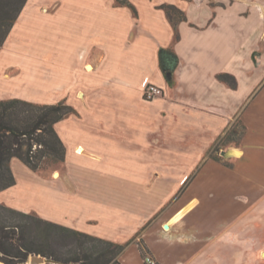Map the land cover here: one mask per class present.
<instances>
[{
  "label": "crops",
  "instance_id": "1",
  "mask_svg": "<svg viewBox=\"0 0 264 264\" xmlns=\"http://www.w3.org/2000/svg\"><path fill=\"white\" fill-rule=\"evenodd\" d=\"M128 1L137 14L115 0H28L0 49V100L76 111L55 127L66 156L50 220L124 246L119 264H145L139 242L156 264H264V127H248L250 112L264 120V18L250 23L239 3ZM165 48L179 59L171 82ZM149 84L162 90L150 102ZM237 119L230 159L212 157Z\"/></svg>",
  "mask_w": 264,
  "mask_h": 264
},
{
  "label": "trees",
  "instance_id": "2",
  "mask_svg": "<svg viewBox=\"0 0 264 264\" xmlns=\"http://www.w3.org/2000/svg\"><path fill=\"white\" fill-rule=\"evenodd\" d=\"M27 1L0 0V49ZM115 1L137 14L128 0ZM162 8L171 20L173 13L181 14L173 5H161L159 9ZM158 60L162 74L171 82L179 63L177 55L169 48L160 49ZM219 77L235 87L231 76ZM71 113L76 111L65 101L46 104L21 99L0 100V192L15 185L10 166L13 160L32 172L49 161H65V147L55 127ZM234 135H237L235 131ZM123 248L0 204V262L5 264H24L31 256L50 259L54 264H119L118 256ZM139 250L145 257L146 249L141 244Z\"/></svg>",
  "mask_w": 264,
  "mask_h": 264
},
{
  "label": "rangeland",
  "instance_id": "3",
  "mask_svg": "<svg viewBox=\"0 0 264 264\" xmlns=\"http://www.w3.org/2000/svg\"><path fill=\"white\" fill-rule=\"evenodd\" d=\"M178 1L179 3L193 4L196 7H200L206 4L211 8L215 6H222V7H225V5L231 6L234 3H239L243 7V10L240 12V15H242L245 18V20H248L251 23V20H253L252 14H258L260 17L264 18V0H178ZM164 5H168V3H164ZM158 7L159 6H157V8ZM174 14L176 15L177 18H179L180 16L179 14L177 13ZM259 22H260L259 49L257 50V52H254V58H257V56L260 55L261 51L264 50L263 49L264 19L263 21L260 20ZM248 117H250L248 122V127L252 129L264 127V120L263 119L258 120L254 118V114H252V112L248 114ZM242 129H243V123L241 120L237 119V121L231 126V128H229V131L223 137L221 144L216 146V151H215L216 154L213 153L212 157L217 159L221 158L224 160V162L228 161L230 158L227 157L230 156L228 154L230 151H228L226 147L233 142L237 143L239 141L240 138L239 136L242 132ZM234 131L237 133V135H234ZM221 149L222 152L220 156L219 151ZM10 166L13 175L15 176V185L5 191L0 192V204L22 212L36 215L48 221H51L50 218H60V212H59L60 183L58 182L54 183L55 182L54 173H57L59 175L62 172L63 166H61L60 163H54L53 161L52 162L49 161L36 172L30 171L28 168H26L23 164H21L17 160H13ZM51 202L56 207L54 212H53L54 209L50 207ZM138 244H141V242H139ZM0 264H5V263L0 262Z\"/></svg>",
  "mask_w": 264,
  "mask_h": 264
},
{
  "label": "built area",
  "instance_id": "4",
  "mask_svg": "<svg viewBox=\"0 0 264 264\" xmlns=\"http://www.w3.org/2000/svg\"><path fill=\"white\" fill-rule=\"evenodd\" d=\"M162 90L158 86L154 84H149L145 87L144 92H143V98L146 101H153L159 96H161ZM145 264H156L155 261L151 257H145L144 258Z\"/></svg>",
  "mask_w": 264,
  "mask_h": 264
},
{
  "label": "water",
  "instance_id": "5",
  "mask_svg": "<svg viewBox=\"0 0 264 264\" xmlns=\"http://www.w3.org/2000/svg\"><path fill=\"white\" fill-rule=\"evenodd\" d=\"M48 263H54V262L50 259H46L41 256H31L28 262L25 264H48Z\"/></svg>",
  "mask_w": 264,
  "mask_h": 264
},
{
  "label": "bare ground",
  "instance_id": "6",
  "mask_svg": "<svg viewBox=\"0 0 264 264\" xmlns=\"http://www.w3.org/2000/svg\"><path fill=\"white\" fill-rule=\"evenodd\" d=\"M76 152L77 153H81L82 152V149L81 148H78L77 150H76ZM56 174V173H55Z\"/></svg>",
  "mask_w": 264,
  "mask_h": 264
}]
</instances>
